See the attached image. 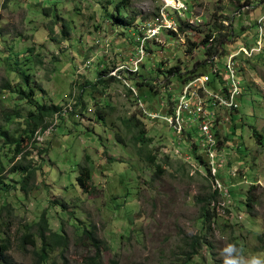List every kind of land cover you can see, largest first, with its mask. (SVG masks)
<instances>
[{
	"label": "rangeland",
	"instance_id": "1",
	"mask_svg": "<svg viewBox=\"0 0 264 264\" xmlns=\"http://www.w3.org/2000/svg\"><path fill=\"white\" fill-rule=\"evenodd\" d=\"M183 1L205 19L201 27L179 20L187 43L200 45L223 24V33H234L228 51L238 49L243 38L254 40L256 19L264 14V0ZM164 5V0H0V128L22 137L23 120L8 123L10 114L28 118L41 105L63 109L36 139L25 135V156L14 158L17 147L0 135L7 182L0 187V228L13 263L89 264L99 253L101 264H171L196 238L202 247L191 264H223L221 250L229 243L246 259L264 260V66L246 63L241 71L240 107L224 124L235 133L225 138L228 131L220 132L223 168L212 180L192 152L197 149H190L192 141L146 115L169 111L181 90L167 71L182 62L192 70L206 59L205 47L189 55V44L174 47L180 36L164 31L160 41L147 45L149 57L141 69L131 62L140 27ZM113 15L125 21L116 25ZM223 62L224 57L220 67ZM21 73L32 79L29 100L19 96L27 89ZM141 132L147 142L139 139ZM202 139L196 130L193 140ZM22 156L26 161L19 168ZM88 156L94 179L86 194L79 178ZM26 169H34L35 178L20 191ZM6 205L11 212L1 211ZM43 216L52 232L63 228L68 241L67 248L56 245L48 257L39 254ZM94 227L100 252L84 237ZM25 234H32L36 246L24 242Z\"/></svg>",
	"mask_w": 264,
	"mask_h": 264
},
{
	"label": "built area",
	"instance_id": "2",
	"mask_svg": "<svg viewBox=\"0 0 264 264\" xmlns=\"http://www.w3.org/2000/svg\"><path fill=\"white\" fill-rule=\"evenodd\" d=\"M164 4L159 15L139 29L140 46L136 48V57L131 60L136 71L141 69L149 55L145 47L147 41H160L165 31L180 36L178 44L173 46L181 48L187 46V38L185 36L184 39L181 36L180 25L182 24L179 20L186 18V22H189L188 25L191 27H201L204 24V16H197L192 6L183 0H164ZM170 11H173L178 19L174 18ZM255 27L254 40L249 37L243 38L238 49L228 51L226 47L222 55L211 57L209 73H201L183 82L178 79L181 92L178 95H172L171 107L166 114L146 112L150 121L162 120L169 124L175 135L192 141L191 144L196 146L197 154L201 157L200 164L207 169L206 176L212 180L218 178L223 168L219 157L220 132L228 131L225 138L229 136L233 127L226 129L224 124L231 123V116L240 107L239 101L243 95L241 71L247 68L246 63L264 66V14L256 19ZM214 40L212 39L211 43ZM222 57L224 62L220 67L218 63ZM127 87L135 92L131 85ZM139 93L136 95L138 96ZM177 97H179L178 100H176ZM198 129L203 139L196 143L193 140V133ZM189 134L192 138H189ZM235 146L238 147V144L236 143ZM219 183L221 181L216 179L215 184L219 186Z\"/></svg>",
	"mask_w": 264,
	"mask_h": 264
},
{
	"label": "trees",
	"instance_id": "3",
	"mask_svg": "<svg viewBox=\"0 0 264 264\" xmlns=\"http://www.w3.org/2000/svg\"><path fill=\"white\" fill-rule=\"evenodd\" d=\"M246 2V1H245ZM111 19L114 21V23L117 25H121L125 20L123 18V16L118 15L115 16L113 15L111 17ZM181 30L183 32H185V28L183 26H181ZM227 27H225L223 24H219L218 26L216 25L215 28H213L212 30H210L205 39L202 41V45L203 47H205V55H206V59L204 61H199L195 64L194 68L192 70H190V68L188 66H186L183 62L182 64H179L173 68H171L169 71H167V73L170 76H176L181 82L186 81L192 77H195L196 75H199L201 73H209V69H210V65H211V57L215 56V55H222L223 52L225 51V48L232 45L231 40L229 39V37H231L232 35L234 36V33L231 32H226L223 33ZM70 32V27L65 24L63 26V35H66ZM216 36V37H214ZM141 37V33L136 34V43H137V48L140 46V43L138 42V38ZM212 39H215L213 43H211ZM150 43H157L156 41H147L145 43V47L147 49V51H150L147 47L148 44ZM188 50L187 52L189 53V55H192L194 53V51L196 49H198L201 44H197V43H193L191 39H189L188 41ZM183 46L180 48L184 49ZM161 70V68H160ZM168 76V75H167ZM21 77L23 80V83H25V86L27 87V89L25 91H20L19 92V96L21 100H29L32 96H33V90L32 87H30V81L32 82V79L28 76H26L24 73H21ZM117 79V78H116ZM213 79L215 80V77H213ZM137 80V79H136ZM142 81V80H141ZM142 83V82H139ZM102 83H98L96 85L100 86ZM141 84H139L140 86ZM151 88L152 86H147L146 88ZM141 92V89H140ZM149 93L152 95L154 94V90H149ZM142 96V95H141ZM63 113V109L60 106H56V105H41L39 106L38 109V113H32L30 115V117L28 118H23L17 115H13L10 114L8 116V123L9 122H14L16 123L17 119H21L23 120L21 122V126L25 127L24 130V135L22 137H16L15 133L11 134L9 129L7 128H0V135L6 140V145L8 146H16V154L14 156V158L19 157L20 155L25 156V148L23 147V139L25 137V135L29 138V141H32L34 138H37V133L38 132H42L44 130H46V128L48 127V119L50 118H55V116L57 115H61ZM133 122H136L135 120H133ZM138 126H140V123H136ZM235 133L234 128L229 132V136L228 137H233V134ZM189 138H192V135L189 134L188 135ZM257 140H259V137H256ZM139 139L141 140V142H147L146 139V132H141ZM232 141V139H231ZM149 142H152V140H150ZM196 146H193L191 144L190 149H195ZM193 154H195V152H197L196 150L192 151ZM23 156H22V160L21 163L18 165L20 166L19 168H23V164L24 161H26V157L23 160ZM90 157H87L86 166H81L80 168V178H79V185L81 190L88 194L87 188H88V184L90 182L93 181V169L91 168L90 164ZM149 163H152L153 159L149 156L146 159ZM92 164H93V160H92ZM91 164V165H92ZM5 167L0 165V187H5L4 185L7 184V182L5 181ZM24 175V179L20 184V187H17L20 191H24L27 190V186L30 184V180L35 178V170L34 169H26V172L23 174ZM16 188V189H17ZM4 189V188H3ZM12 191V190H11ZM248 202L252 201V196H251V190H248ZM214 198H216V193H214V196L211 197L210 200H208L209 202V206L211 203V200H213ZM63 208V207H62ZM249 208V207H248ZM5 210H9V212H11V207L6 205L3 207V209H1V211H5ZM210 212L207 211L205 212V221L210 219ZM39 226V231H38V238L39 241L42 243L41 244V251L39 252L40 255L44 256V257H48L49 253L51 251L54 250V248L57 246H62L64 248H67L68 246V241L67 238L65 237V232L64 229L62 228L60 232L58 233H54L52 232V230L49 228V224L47 222V218L45 216L42 217ZM25 241L24 239H22L24 242H31L32 245H35V241L33 240V236L32 234H25ZM23 237V238H24ZM84 237L87 238L88 240H90L92 246L94 248L97 249L98 252H100L101 249V242L98 241L96 234H95V227L92 228L91 231H86L84 233ZM31 240V241H29ZM202 240L200 238H196L194 239L193 243L190 246L189 250H186L183 254V256L177 257V261H172L171 264H191L193 258L195 256L198 255L199 250L202 247L201 244ZM36 246V245H35ZM10 250V246H9V239H6L4 234H2L1 232V228H0V264H15L12 262L11 259L8 258L7 253ZM99 253L95 256V258L90 259L89 264H101L99 261ZM111 264H118L117 261H112Z\"/></svg>",
	"mask_w": 264,
	"mask_h": 264
},
{
	"label": "clouds",
	"instance_id": "4",
	"mask_svg": "<svg viewBox=\"0 0 264 264\" xmlns=\"http://www.w3.org/2000/svg\"><path fill=\"white\" fill-rule=\"evenodd\" d=\"M221 256L223 257V264H264V260L258 255H252L250 258L246 259L241 254V250L238 249L235 244L231 243L227 244L221 250Z\"/></svg>",
	"mask_w": 264,
	"mask_h": 264
}]
</instances>
